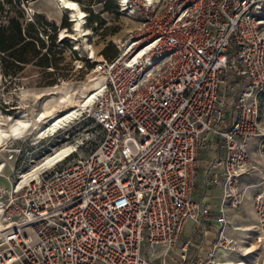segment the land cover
Segmentation results:
<instances>
[{
    "label": "built area",
    "instance_id": "2783aa9c",
    "mask_svg": "<svg viewBox=\"0 0 264 264\" xmlns=\"http://www.w3.org/2000/svg\"><path fill=\"white\" fill-rule=\"evenodd\" d=\"M118 4L139 25L115 54L84 55L99 82L58 128L77 115L91 126L32 179L0 186V264H157L144 244L159 264H218L217 248L250 251L223 232L248 186L254 222L239 241L264 259V0ZM201 153L214 210L194 198Z\"/></svg>",
    "mask_w": 264,
    "mask_h": 264
},
{
    "label": "rangeland",
    "instance_id": "374dc122",
    "mask_svg": "<svg viewBox=\"0 0 264 264\" xmlns=\"http://www.w3.org/2000/svg\"><path fill=\"white\" fill-rule=\"evenodd\" d=\"M10 1L0 0V25H5L10 16H16L23 24L33 22L36 33L44 44L42 50L46 51L49 66L30 61L16 68L12 65V60H9L11 58L0 60V123L8 125L9 117L17 116L18 113H26L30 123V128L19 134L6 136L0 143V165H3L0 171L1 187H9L19 172L29 169L45 155L53 153L65 144L80 142L79 139L91 126L83 116L77 115L73 119L74 122L45 135L33 130L38 111L43 109L44 102L49 99L56 104L59 95H67L76 89L81 92L84 83H91L88 75H93L92 66L84 59V55H110L117 51L116 42L139 25L135 14H130V9L124 10L123 6H119L118 0H76L85 12L83 26L88 32L85 42L81 38L75 42L67 35L61 38L62 32L71 30L72 23L67 11L59 9L54 0ZM52 35L54 39L50 42ZM72 45L76 46L75 51ZM90 47L93 49L92 53ZM61 105L60 109L64 108L65 104ZM82 150L84 148H77L79 153H82ZM248 179L254 181L251 176ZM197 188L198 186L195 187L196 193ZM251 188L248 186L245 189L243 199H247ZM208 192L207 190L206 193ZM143 249L147 250L145 244ZM147 252L155 263H161L159 247H154L150 253Z\"/></svg>",
    "mask_w": 264,
    "mask_h": 264
},
{
    "label": "bare ground",
    "instance_id": "6f19581e",
    "mask_svg": "<svg viewBox=\"0 0 264 264\" xmlns=\"http://www.w3.org/2000/svg\"><path fill=\"white\" fill-rule=\"evenodd\" d=\"M54 1L59 9L67 11L68 17H70L69 18L70 22L72 23L71 30L68 31L67 33L62 32L61 38L67 35L72 39H74L75 42L79 41L78 38H81L85 42L88 30H86L85 27L83 26L85 12L84 10L81 9L79 3L76 0H54ZM71 5H75V7H72ZM90 50H91L90 52L92 53L93 49L91 48ZM88 77L91 83L88 85L84 83V85L81 86V88H84L81 92H79L80 90L76 89L69 92L67 95L66 94L63 96L59 95L57 100L58 103L56 104H53V102L50 99L44 102L43 109L38 111L37 113L38 115L36 119L37 122L33 124L34 125L33 130H35L36 133L46 135V133L48 132L55 131L65 120L70 118L72 115L77 114L78 111L80 110L81 105L84 106V105H89L91 103L93 97V95H91L92 87L98 84L99 79H97L93 75H88ZM62 103H64L65 106L64 108L60 109ZM75 107H77L76 110H74ZM25 114L18 113L17 116H10L9 117L10 121L8 125H3L0 123V143L3 141L4 137L19 134L23 132V130L30 128L29 120L25 116ZM74 145H75L74 143L70 145L65 144L62 147H60L61 146L60 145L58 146L60 147L58 150H54L53 153L45 155L42 159H40L38 163L30 167V169H26L25 171L22 170L21 172H19L18 173V177H20L19 183H23L32 179L39 173V170L41 168L50 166L56 161L62 159L63 156L67 155L68 153L74 150ZM2 166L0 165V171L2 169ZM239 264H243V263H239Z\"/></svg>",
    "mask_w": 264,
    "mask_h": 264
},
{
    "label": "crops",
    "instance_id": "0c3cea01",
    "mask_svg": "<svg viewBox=\"0 0 264 264\" xmlns=\"http://www.w3.org/2000/svg\"><path fill=\"white\" fill-rule=\"evenodd\" d=\"M207 155L206 153H201L199 155L198 159V166L196 168L195 172V186H194V198L200 200L202 203L209 204L211 209L214 210L213 208L217 206L218 204V199H219V194H220V189L219 187L216 186H210V187H204L201 183L202 180V169L204 167V160L206 159ZM256 180L255 175H249ZM249 176H242V184H245L249 180ZM245 179V181H243ZM197 193L195 192V187H197ZM209 191L206 193V191ZM251 191V189H250ZM250 191L247 194V199H242V201L234 208H224L223 209V214L225 216V219H227L228 223L232 226H236V229L230 228L229 226H225L223 232L227 235L233 238L236 242L239 243V247L242 249H247L250 251L247 254H241L237 250H223L220 248H217V250L214 252L213 259L218 263V264H232L236 261L241 260L239 263L246 264L243 261H251V262H257L258 264H264V259H261V256L258 255V251H252L253 245L250 242V245L246 246L245 243L242 241H239V237L242 235L243 231L240 229H245L247 227H250V225L254 222V213L250 204ZM246 200V201H245ZM189 227L190 223L189 221H186L184 224V227L182 229L181 233V238L184 239L188 232H189ZM212 228H213V223L208 227L209 231L206 232V236L204 238L203 243L200 245L202 249H206L208 245L211 243L213 239L212 235ZM158 247V246H156ZM188 247L187 251L188 253H193L195 251V248ZM160 248V247H159ZM145 253L147 254V250H145ZM236 263V264H239Z\"/></svg>",
    "mask_w": 264,
    "mask_h": 264
},
{
    "label": "trees",
    "instance_id": "16d2710c",
    "mask_svg": "<svg viewBox=\"0 0 264 264\" xmlns=\"http://www.w3.org/2000/svg\"><path fill=\"white\" fill-rule=\"evenodd\" d=\"M6 2H11L6 0ZM17 4V3H16ZM54 36L50 37L52 42ZM64 40V39H63ZM38 41L40 43H38ZM44 44L38 37L33 22L23 24L16 16H10L5 25H0V60L11 58L12 65L20 68L24 63L34 61L41 66H49ZM75 51V50H74ZM113 51L110 55L115 54ZM15 68V69H16Z\"/></svg>",
    "mask_w": 264,
    "mask_h": 264
},
{
    "label": "snow or ice",
    "instance_id": "6c2138e0",
    "mask_svg": "<svg viewBox=\"0 0 264 264\" xmlns=\"http://www.w3.org/2000/svg\"><path fill=\"white\" fill-rule=\"evenodd\" d=\"M72 7H75V5H71Z\"/></svg>",
    "mask_w": 264,
    "mask_h": 264
}]
</instances>
